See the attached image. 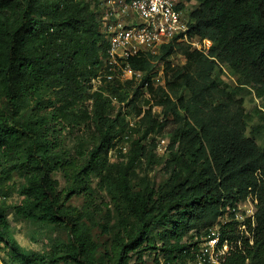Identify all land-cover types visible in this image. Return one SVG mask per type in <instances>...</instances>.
<instances>
[{"label":"trees","instance_id":"obj_1","mask_svg":"<svg viewBox=\"0 0 264 264\" xmlns=\"http://www.w3.org/2000/svg\"><path fill=\"white\" fill-rule=\"evenodd\" d=\"M190 1L195 5L185 14L189 36L208 38L211 45L202 52L171 40L156 54L127 57L129 66L142 73L130 94L133 78L104 80L90 91L106 48L97 0H0V156L28 176L23 209L68 230L67 242L49 260L27 253L34 263L61 258L65 264H128L133 254L142 260L146 251L159 249L162 264H173L196 246L183 240L187 232L200 235L227 204L251 191L257 199L253 227L247 218L252 243L240 235L236 221H228L220 227L221 239H240V245L221 259L223 264H264V0H180L177 6L184 9ZM174 52L184 57L183 64L169 60ZM158 60L164 83L155 85ZM223 67L234 83L221 77ZM46 92L52 97L45 98ZM252 92L262 100L254 114L244 106ZM143 93L152 101L146 108L138 104ZM113 97L126 102L127 109L116 107ZM88 98L91 109H81V115L95 129L78 138L79 146L90 142L86 151L71 156L60 148L56 126L78 118L76 105ZM154 105L159 113L152 111ZM128 113L138 117L131 126ZM254 118L257 123H251ZM164 130L169 137L166 177L154 187L135 169L155 162L156 141L150 135ZM121 141L127 149L119 148L110 161L108 151ZM53 169L62 171L70 185L56 190ZM91 175L112 203L107 215L114 221L97 223L111 234L105 262L95 256L98 244L80 222L81 212L64 206L79 187L92 203ZM155 224L165 227L161 245L148 240Z\"/></svg>","mask_w":264,"mask_h":264},{"label":"rangeland","instance_id":"obj_2","mask_svg":"<svg viewBox=\"0 0 264 264\" xmlns=\"http://www.w3.org/2000/svg\"><path fill=\"white\" fill-rule=\"evenodd\" d=\"M194 5V1L186 2L183 13L186 14L187 12H189L194 7ZM169 60L173 64L184 63V57L178 52H174L170 56ZM154 72H156V75L153 78V83L155 85L163 84L164 71L162 60L156 61ZM104 73V67L100 68L98 74L101 75ZM114 74L116 75L114 78L106 81L109 83H117V81H114V79H116L119 82L124 83L125 81L130 79L128 72L121 71L118 68L116 69ZM221 77L231 84L235 82V77L231 73H229L227 68L222 69ZM103 78L104 77L102 76V85L106 83V81H103ZM95 80L96 82L91 81V83L93 84H91L90 91L94 90V88L100 83L99 80ZM136 83L137 79H134L133 85L127 87L130 94ZM50 95L52 97L51 92H46L43 96L45 98H48ZM128 97L129 96H127L125 100H127ZM142 99L143 100H140L138 102V104L142 108H146L151 105L152 101L146 94H142ZM112 103H114L116 107L120 106L122 110L127 109V106H124L125 104H123L126 102L123 101V103H119L115 97L112 98ZM261 104L262 100L256 98L253 92L246 94L244 97L245 109L252 114H254V107H260ZM78 105L80 106V108H78ZM76 106L77 108L74 112H77V114H79L78 118L73 117L69 121L63 120L61 121L60 125L52 122L51 125L57 124L56 127H60L61 129L59 134L61 142L60 148L68 150L71 156L79 157L80 152H85L86 149L90 146V142L88 140L82 141L81 144L83 146H79L78 138L84 135H88L91 130L95 129V126L91 120L81 115V109H87L90 111L91 100L88 98L83 102L78 103ZM152 111L159 113L160 106H152ZM159 117H161V115ZM137 119L138 117L130 113L126 115V120L128 121L129 126L134 124ZM251 123H257V119L254 118ZM165 129L168 130L169 127H166ZM167 130L156 132L150 135V137H152L156 141V148L154 150L155 162L151 164L142 163L135 169L138 176L142 177L146 175L150 181V184H152L154 187L159 185L166 177V174L163 170V163L165 158L169 154V149L167 147V143L169 142ZM246 133L250 135L249 129H247ZM257 141L258 143H262V141L259 139H257ZM127 147V142H119L116 148H111L108 151V159L110 161H115L118 149L121 148L122 151H125ZM50 176L53 179L57 180L56 190L58 191L70 185L71 181L67 180L63 172L59 169L51 170ZM137 178V176L133 177L135 182ZM27 179L28 176L25 175V171L22 168L13 167L9 161L4 160L0 156V263L36 264L27 254L29 252L37 254V256H40L45 261L49 260L50 257L52 258V256H56L57 253L61 251L63 244H65L68 240V230L64 225L49 222L42 218L40 215H32L29 209H23V200L26 196L22 192V189L24 187V184L27 182ZM97 182L98 177L95 175H91V181L89 185L92 192V203L88 204L85 201V193L79 187L76 188L75 192L65 200L64 206H67L69 208H76L81 212L82 217L79 218L80 222H83L87 225L88 229L90 230L91 236L98 244L95 256L97 259L101 258L105 262L107 258H105L104 253L110 244L111 234H105L101 232V228L97 225V223L108 221L107 223L111 224L114 219L112 218V216L107 215V211L109 209H112V203H110L109 201V196L104 190H100L98 188ZM238 203L241 209L250 208L249 203L247 201H244V199L237 200L236 204ZM217 223H219V219ZM164 230L165 227L159 224L153 225L148 233V240L155 242L157 245H161L162 242L160 240V233ZM204 231L205 230H203V232ZM203 232H201V234ZM192 233L193 232H187L184 235L183 240L192 242L196 241L198 237L200 238V236H196L195 239L192 236H195V234ZM10 238H12L16 242V249H13ZM162 261L163 252L157 249L155 251H146L143 254L142 260H137L136 254L131 255L128 260V264H162ZM53 264H65V262L63 261V259L58 258V260ZM105 264H109L108 261H106Z\"/></svg>","mask_w":264,"mask_h":264},{"label":"built area","instance_id":"obj_3","mask_svg":"<svg viewBox=\"0 0 264 264\" xmlns=\"http://www.w3.org/2000/svg\"><path fill=\"white\" fill-rule=\"evenodd\" d=\"M97 1L101 12L100 31L106 40V48L102 65L105 73L91 78L92 82H96L95 79L100 81L94 90L102 85V76L103 81L114 78L117 68L128 72L130 79L139 81L142 73L129 66L126 61L129 56L141 52L156 54L161 45L171 40L185 42L191 49L202 52H206L211 45L208 38L189 36L187 17L183 9L177 6L180 0ZM244 201L249 203V209H241L236 202L227 204L215 223L206 228L201 235H197L201 239L194 237L196 246L191 245L186 256L173 264H221L222 255L231 249H236L235 245H240V239L235 243L221 239L220 227L230 220L236 221L240 235L246 236L249 243H252L247 218H250V225L253 227L256 195L250 191ZM218 219L219 223H217Z\"/></svg>","mask_w":264,"mask_h":264}]
</instances>
